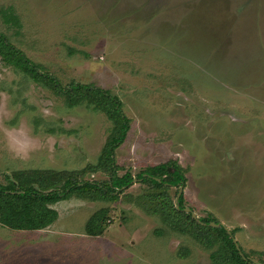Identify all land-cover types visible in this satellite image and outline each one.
Instances as JSON below:
<instances>
[{
  "label": "rangeland",
  "instance_id": "374dc122",
  "mask_svg": "<svg viewBox=\"0 0 264 264\" xmlns=\"http://www.w3.org/2000/svg\"><path fill=\"white\" fill-rule=\"evenodd\" d=\"M6 7L21 27L16 34L0 18V33L62 87L118 97L130 128L114 163L133 183L115 201L56 202L43 230L0 225V264H210L209 250L160 217L165 202L176 208L180 184L153 189L137 178L167 161L183 169V206L236 229L242 250L264 264V0H0ZM112 128L0 60L1 184L32 170L108 180L88 167ZM100 209L103 233L88 235Z\"/></svg>",
  "mask_w": 264,
  "mask_h": 264
},
{
  "label": "trees",
  "instance_id": "16d2710c",
  "mask_svg": "<svg viewBox=\"0 0 264 264\" xmlns=\"http://www.w3.org/2000/svg\"><path fill=\"white\" fill-rule=\"evenodd\" d=\"M1 21L16 28L19 34L21 27L12 7L0 10ZM0 60L5 67H10L32 80L52 90L64 99L67 108L85 105L94 111L103 113L113 123L112 133L101 149L97 163L88 167L91 173L104 172L108 180L103 182L80 181L76 172H59L53 170L17 171L12 176L5 175L6 184L0 183V225L10 230L36 231L49 227L57 218V212L51 207L58 201L66 200L72 195L90 197L102 201H115L116 191L128 188L133 178L128 173L116 174L114 163L115 150L124 142L130 128L129 119L122 112V104L117 96L108 90L91 84H71L62 87L57 79L46 73L42 66L29 60L22 51L17 49L0 33ZM171 168V171L168 169ZM141 183L150 184L153 189L164 186H184L183 169L176 161H167L146 168L137 175ZM154 195L147 202L155 201ZM158 199V197H157ZM183 196L180 195L178 209L165 202L166 213L160 210L163 222L171 230L180 234L190 235L197 243L210 251V264H255L242 250L236 249L233 237L236 229L211 227V222L220 224L215 217L208 214L198 221L191 218L183 209ZM152 208H155L152 206ZM155 210V209H154ZM156 214L157 210L152 211ZM108 209L94 212L86 221L84 230L88 235L99 236L103 233Z\"/></svg>",
  "mask_w": 264,
  "mask_h": 264
},
{
  "label": "water",
  "instance_id": "95a60500",
  "mask_svg": "<svg viewBox=\"0 0 264 264\" xmlns=\"http://www.w3.org/2000/svg\"><path fill=\"white\" fill-rule=\"evenodd\" d=\"M181 192H182V186L179 187V190H178L176 198H175V203H176L175 207H176V209H178L177 201H178V198L181 195ZM183 211L185 213H189L192 219H195V220L198 221V219L196 218L195 214L189 208H184ZM209 225L211 227H220L221 226V224H217V223H213V222H211ZM224 229L226 230L227 233H229V229H227L226 227H224ZM232 239H233V243H235L236 249H239V246L237 245L236 240L234 238H232Z\"/></svg>",
  "mask_w": 264,
  "mask_h": 264
}]
</instances>
